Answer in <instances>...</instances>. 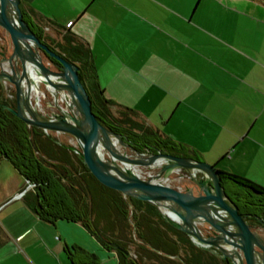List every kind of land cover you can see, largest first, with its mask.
I'll use <instances>...</instances> for the list:
<instances>
[{
  "label": "crops",
  "instance_id": "obj_1",
  "mask_svg": "<svg viewBox=\"0 0 264 264\" xmlns=\"http://www.w3.org/2000/svg\"><path fill=\"white\" fill-rule=\"evenodd\" d=\"M263 2L20 0V7L47 36L68 29L88 46L115 108L134 110L200 160L264 188ZM0 37L7 41L2 29ZM9 165L0 160V264H83L67 253L74 245L96 264H118L80 223L41 220L16 196L24 178L14 168L1 172Z\"/></svg>",
  "mask_w": 264,
  "mask_h": 264
},
{
  "label": "water",
  "instance_id": "obj_2",
  "mask_svg": "<svg viewBox=\"0 0 264 264\" xmlns=\"http://www.w3.org/2000/svg\"><path fill=\"white\" fill-rule=\"evenodd\" d=\"M0 29L7 36V41L0 37V84L3 95L12 87L15 101L3 103V109L28 126L71 136L69 148L97 182L155 204L198 247L231 264H264V235L227 195L215 165L195 159L192 151L190 156L139 152L103 126L91 110L78 66L36 36L23 19L20 0H0ZM181 171L187 175L183 183L167 182L172 174L183 178ZM255 218L264 228V220Z\"/></svg>",
  "mask_w": 264,
  "mask_h": 264
},
{
  "label": "trees",
  "instance_id": "obj_3",
  "mask_svg": "<svg viewBox=\"0 0 264 264\" xmlns=\"http://www.w3.org/2000/svg\"><path fill=\"white\" fill-rule=\"evenodd\" d=\"M21 11L43 43L78 66L91 110L103 126L139 152L165 150L177 156H190L187 146L136 120L134 110L119 105L115 108L116 104L104 96L96 81L91 52L82 40L68 29L59 33V39L49 37L22 8ZM7 93L13 97L3 95L0 84V160L6 159L25 181L34 184L22 197L41 220L80 223L104 249L115 253L118 264H231L195 245L186 233L165 220L155 204L123 196L97 182L67 141L53 132L28 126L3 109V103L15 105L14 90L8 88ZM219 174L225 192L246 216L245 220L249 224L257 222L255 216L264 220V188L232 173L219 170ZM226 182L236 188H228ZM67 253L70 258H84L83 264H96L95 255L78 245Z\"/></svg>",
  "mask_w": 264,
  "mask_h": 264
},
{
  "label": "built area",
  "instance_id": "obj_4",
  "mask_svg": "<svg viewBox=\"0 0 264 264\" xmlns=\"http://www.w3.org/2000/svg\"><path fill=\"white\" fill-rule=\"evenodd\" d=\"M263 5H264V2H263ZM44 30L46 31L48 29L45 28ZM6 96H8L10 98L13 97V95L8 94V93H6ZM43 131L44 132H49V131H46V130H43ZM68 144H74V140L70 139L68 141ZM181 174L183 175V178L179 177L177 174H172L167 182L170 183V184H174V182L178 183V182L184 181L187 175L183 171H181ZM33 186H34V184L30 183L29 181H25V188L20 193H18L16 196L17 197H21L27 190L33 188Z\"/></svg>",
  "mask_w": 264,
  "mask_h": 264
},
{
  "label": "rangeland",
  "instance_id": "obj_5",
  "mask_svg": "<svg viewBox=\"0 0 264 264\" xmlns=\"http://www.w3.org/2000/svg\"><path fill=\"white\" fill-rule=\"evenodd\" d=\"M60 38V36H58V37H56V39H59ZM43 57V60L44 61H47V59L44 57V56H42ZM41 88H42V86H41ZM135 119L136 120H139L138 118H136L135 117ZM8 170V171H7ZM7 170H5L4 168L2 169V171L1 172H3L4 173V175H7L8 174V172H10V174H11V172H13L12 170H13V167L11 166V165H9L8 166V168H7ZM17 174V173H16ZM182 182V181H181ZM180 182H174V185H176V184H179ZM228 188H230V189H232V188H236V186L235 185H233V184H231L230 182H226V184H225ZM0 239H2V235L0 234Z\"/></svg>",
  "mask_w": 264,
  "mask_h": 264
},
{
  "label": "flooded vegetation",
  "instance_id": "obj_6",
  "mask_svg": "<svg viewBox=\"0 0 264 264\" xmlns=\"http://www.w3.org/2000/svg\"><path fill=\"white\" fill-rule=\"evenodd\" d=\"M256 221H257V219H256ZM251 225L255 226V228L258 229L259 232L264 235V228L261 227V225H260V223L258 221L252 223Z\"/></svg>",
  "mask_w": 264,
  "mask_h": 264
},
{
  "label": "bare ground",
  "instance_id": "obj_7",
  "mask_svg": "<svg viewBox=\"0 0 264 264\" xmlns=\"http://www.w3.org/2000/svg\"><path fill=\"white\" fill-rule=\"evenodd\" d=\"M34 78H37V76L35 75V76H33ZM112 139V141L115 143V144H117V142H116V140L114 139V138H111Z\"/></svg>",
  "mask_w": 264,
  "mask_h": 264
}]
</instances>
